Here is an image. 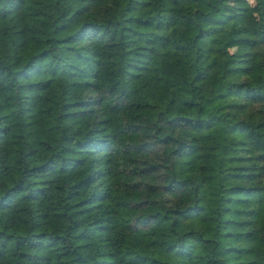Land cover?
I'll list each match as a JSON object with an SVG mask.
<instances>
[{"label":"trees","instance_id":"trees-1","mask_svg":"<svg viewBox=\"0 0 264 264\" xmlns=\"http://www.w3.org/2000/svg\"><path fill=\"white\" fill-rule=\"evenodd\" d=\"M0 264H264V0H0Z\"/></svg>","mask_w":264,"mask_h":264},{"label":"rangeland","instance_id":"rangeland-1","mask_svg":"<svg viewBox=\"0 0 264 264\" xmlns=\"http://www.w3.org/2000/svg\"><path fill=\"white\" fill-rule=\"evenodd\" d=\"M252 26L255 30L258 29V21L255 14L252 15ZM236 47H232V50H235Z\"/></svg>","mask_w":264,"mask_h":264}]
</instances>
